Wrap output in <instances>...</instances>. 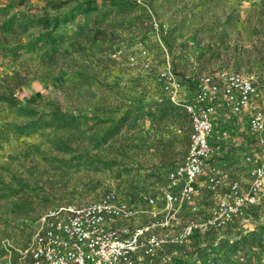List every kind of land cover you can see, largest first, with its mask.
Returning a JSON list of instances; mask_svg holds the SVG:
<instances>
[{
  "label": "rangeland",
  "instance_id": "374dc122",
  "mask_svg": "<svg viewBox=\"0 0 264 264\" xmlns=\"http://www.w3.org/2000/svg\"><path fill=\"white\" fill-rule=\"evenodd\" d=\"M52 1L67 2L63 11L82 0H26L20 6L14 0H0V20L14 13L40 15ZM47 11L56 10L48 7ZM100 25L106 36L90 47L94 55L86 61L89 72L79 75H56L41 64L43 51L27 52L20 58L3 51L40 28L0 35V93L3 77L21 69L23 63L22 70L35 76L13 93L21 106L45 112L61 107L81 113L86 122L72 130V150L59 151L51 129L25 126L30 118L0 100V264L9 260L19 264L18 255L10 254V249L23 247L40 216L56 205H84L110 192L139 206L147 194L158 195L160 202V193L166 189L165 169L186 156L189 123L177 115L154 122L143 117L106 144H97L100 130L111 125L128 105H148L161 97L174 105L186 103L191 101L199 77L233 70L252 77L264 102V0H135L128 12L115 11ZM63 47L69 52L67 44ZM96 57L103 61L99 63ZM67 76L82 85L63 93L58 85ZM81 152L83 158L78 159ZM240 155L239 150L225 145L218 150L217 163L221 171L247 173L239 181L246 186L248 168L239 166ZM231 173L224 178L226 184L234 178ZM213 200L214 195H199L195 217L203 219ZM246 213L257 218L254 224L264 223V187L258 203ZM191 216L185 205L171 226L156 232L175 235ZM149 220L139 217L132 224ZM238 223L213 232L212 237L197 231L186 242L188 247L166 246L170 253L166 252L169 256L181 253L189 262L186 264H203L196 248L248 229Z\"/></svg>",
  "mask_w": 264,
  "mask_h": 264
},
{
  "label": "built area",
  "instance_id": "2783aa9c",
  "mask_svg": "<svg viewBox=\"0 0 264 264\" xmlns=\"http://www.w3.org/2000/svg\"><path fill=\"white\" fill-rule=\"evenodd\" d=\"M195 87L191 101L185 103L191 125L187 153L167 171L160 202L158 195L147 194L139 206L110 192L88 204L51 207L40 216L30 240L10 249V254L18 255L19 264H164L170 258L166 246H182L197 231L231 228L258 203L264 187V150L259 163L250 155L244 157L250 179L246 186L231 180L225 187L223 171L209 164L217 155L211 137L218 101L234 114L250 108L248 134L264 132V111L252 103L259 93L257 84L248 74L233 70L202 75ZM202 193L214 195V200L206 216L198 219L196 199ZM185 205L192 216L180 232L159 235L156 229L171 226ZM144 216L150 220L132 224Z\"/></svg>",
  "mask_w": 264,
  "mask_h": 264
},
{
  "label": "trees",
  "instance_id": "16d2710c",
  "mask_svg": "<svg viewBox=\"0 0 264 264\" xmlns=\"http://www.w3.org/2000/svg\"><path fill=\"white\" fill-rule=\"evenodd\" d=\"M14 1L20 6L26 0ZM66 4L67 2L58 3L52 1L48 5H45V11L40 15L24 17L22 16L23 13H14L0 20V35L16 30L24 32L30 28H40L38 32L28 37L25 41L20 40L13 46L3 48V51H9L15 58H20L27 52L43 51L40 60L41 64L52 72H55L56 75L61 73L68 74L69 72L79 75L81 72H89L85 68L86 61L88 60L87 62H89L90 58L94 55L90 47L106 36V29L100 25L101 22L104 21L107 15L115 11L128 12L135 5V0H82L75 2L62 11L61 8L67 6ZM48 7L55 9V13H49L47 11ZM92 15H95V17L89 19ZM70 27L72 28L70 29ZM64 44L68 45L69 52L63 49ZM96 58L99 63L103 61V57ZM21 66V69L13 70L9 76L3 77L0 100L30 118V121L25 123V126L51 129L56 138L55 144L57 150L71 151V144L75 140L72 130L86 123L84 118H82L81 113L74 114L61 107H56L49 112H45L44 110L21 106L19 100L14 98L13 93L17 87L25 84L27 80L35 76L29 75V73L22 70V68L24 69L23 63H21ZM78 82L74 81L72 77L67 76L59 82V88L58 86L57 88L63 93H69L74 87L82 85L78 84ZM171 115L187 119L189 123L187 136L189 142L191 125L190 115L185 108V102H179L178 105H174L170 99L161 97L160 100H153L148 105L142 103L128 105L111 125L103 127L100 130L96 143L100 145L106 144L125 127H131L140 118H150L154 122ZM68 130L70 133H60ZM216 156L209 161V164L217 168L220 166L221 168V165L217 163ZM77 158H83V152ZM173 166L166 168L163 176H166L167 171ZM253 208L254 205L250 206L246 211L250 212ZM206 234L211 237L213 236V232ZM216 241L214 245L198 246L196 248L195 253H198L197 256L203 260V264H262L261 257L264 254V223H255L252 228L245 229L244 231L240 229L233 237L229 235L223 236L219 237ZM185 246L188 247L186 244L178 247L184 248ZM166 250L170 253L168 249ZM180 254L171 255L169 260L164 264L189 263Z\"/></svg>",
  "mask_w": 264,
  "mask_h": 264
},
{
  "label": "crops",
  "instance_id": "0c3cea01",
  "mask_svg": "<svg viewBox=\"0 0 264 264\" xmlns=\"http://www.w3.org/2000/svg\"><path fill=\"white\" fill-rule=\"evenodd\" d=\"M252 103L259 105L264 111L263 95L259 93V96L252 99ZM215 107V111L212 115L214 119V131L211 142L217 146V154L220 148H224L225 145H228L240 151L239 166L242 169L246 168L248 165L244 161L246 155H250L255 163H259L261 161L260 153L264 150V132L257 137L248 135L247 123L250 108L245 109L240 114H234L227 110L220 101L216 103ZM223 173L224 176L227 177L231 171L224 170ZM231 174L234 175V178H230V180L242 181L245 180L244 176L247 173L244 175L243 170H238ZM227 186L228 184L225 183V187ZM256 220V217L246 213L244 217L239 218L235 223L241 222L243 227L252 228Z\"/></svg>",
  "mask_w": 264,
  "mask_h": 264
}]
</instances>
